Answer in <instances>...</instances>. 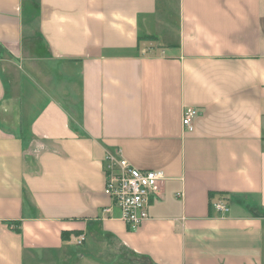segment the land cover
I'll use <instances>...</instances> for the list:
<instances>
[{
    "label": "crops",
    "instance_id": "0c3cea01",
    "mask_svg": "<svg viewBox=\"0 0 264 264\" xmlns=\"http://www.w3.org/2000/svg\"><path fill=\"white\" fill-rule=\"evenodd\" d=\"M0 264H264V0H0Z\"/></svg>",
    "mask_w": 264,
    "mask_h": 264
},
{
    "label": "built area",
    "instance_id": "2783aa9c",
    "mask_svg": "<svg viewBox=\"0 0 264 264\" xmlns=\"http://www.w3.org/2000/svg\"><path fill=\"white\" fill-rule=\"evenodd\" d=\"M195 108H186L182 115V125L192 129V119L197 115ZM104 193L108 195L120 211V218L128 227H136L149 217L150 198L158 195L164 173L160 170L140 169L132 165L121 153L106 154L104 159ZM213 207L223 213L229 207L223 200H217ZM109 207L103 209L108 212ZM84 237L78 236L76 243L83 242Z\"/></svg>",
    "mask_w": 264,
    "mask_h": 264
},
{
    "label": "trees",
    "instance_id": "16d2710c",
    "mask_svg": "<svg viewBox=\"0 0 264 264\" xmlns=\"http://www.w3.org/2000/svg\"><path fill=\"white\" fill-rule=\"evenodd\" d=\"M65 238L69 237V233L66 235L65 232L62 233Z\"/></svg>",
    "mask_w": 264,
    "mask_h": 264
}]
</instances>
